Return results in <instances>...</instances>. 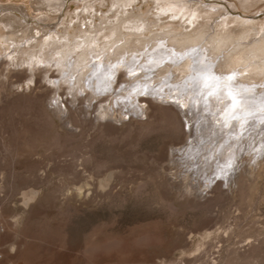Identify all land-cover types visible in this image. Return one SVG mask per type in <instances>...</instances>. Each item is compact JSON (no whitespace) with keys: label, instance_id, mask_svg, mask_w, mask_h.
<instances>
[{"label":"rangeland","instance_id":"obj_1","mask_svg":"<svg viewBox=\"0 0 264 264\" xmlns=\"http://www.w3.org/2000/svg\"><path fill=\"white\" fill-rule=\"evenodd\" d=\"M118 1L124 0H63L57 10L49 11L34 0H0V90L7 94L0 101V264H264V167L258 166L253 175L251 164L225 167L220 174L221 166L218 175L214 167L208 169L206 180L213 181L204 194L180 191V181L171 175L172 154L179 149L175 145L198 146L189 139L193 124L184 118L181 105L142 95L137 102L148 101V115L146 111L136 116L138 106L116 107L113 119L103 120L83 98L72 105L67 94L60 96L64 90L53 92V69L45 75L40 68L32 76L19 64L22 60L11 66L7 54L14 45L29 52L26 39L38 45L52 34H65L66 28L75 37L79 34L74 30L85 18H102ZM155 1L139 0L142 8L136 14L154 18ZM188 4L219 11L216 21L240 17L248 23L264 22V0L251 12L238 0H187ZM87 7H95L98 14L91 16ZM168 20L164 18L169 24ZM14 74L19 76L12 78ZM121 74L117 90L128 79ZM19 77L31 79V89L12 91L11 82ZM54 97L60 100L61 115ZM169 107L179 113L181 133L170 132L171 124L165 127L171 122L164 121L160 108ZM200 108L192 109L195 114L189 111L190 118L203 121V114L209 115ZM116 116L122 121H115ZM209 119L220 125L221 117L214 114ZM257 123L252 121L239 136L250 144L254 161L264 157V146L259 148L264 145V127ZM195 125L194 137L201 135ZM199 135L196 140L203 146ZM213 141L210 149L217 144ZM194 153L186 157L189 162L196 164L201 156L205 161L198 149Z\"/></svg>","mask_w":264,"mask_h":264},{"label":"bare ground","instance_id":"obj_2","mask_svg":"<svg viewBox=\"0 0 264 264\" xmlns=\"http://www.w3.org/2000/svg\"><path fill=\"white\" fill-rule=\"evenodd\" d=\"M34 1L39 7L49 11L57 10L63 3V0ZM138 2L139 0L118 1L114 9L102 18H85L74 30L79 34L75 37L69 34L66 28L65 34L47 35L49 38L42 43L36 37L34 41L40 42L38 45H33L31 40L26 39L32 48L29 52L23 48L19 50L14 45L15 49L7 54L11 58V66H18V62L22 60L19 64L26 67L32 76L36 75L40 68L45 75L53 69L57 73L53 92L58 95L60 90H64L60 96L63 99L67 94L72 105L83 98L84 102H88L89 106L98 112V118L103 120L111 118L116 107L126 110L138 106L136 108L138 112H133L137 114L136 116L145 115L146 111L148 115L149 106L146 107L148 101L142 99L137 102L145 88L149 93L147 96L153 95L163 102L175 101L181 105L184 118L190 125L193 124L189 139H193L194 144L197 142L198 146L195 148L192 144L175 145L179 149L176 148L172 154L171 175L180 181L178 184L180 191L204 194L209 182L213 181V178L206 180L210 175L208 169L215 167L218 175V170L222 166L224 169L220 170V174L224 173L228 169L225 165L229 160L232 161L230 170L236 168L234 166L237 164L240 168L243 164L247 166L251 164L249 171L253 175L258 166L264 167V157L256 158L254 161L252 152L250 153L247 148L250 144H246L244 135L241 138L239 136L254 120H258L264 127V115H261L262 112L259 110H264V22L248 23L250 20L240 17H223L222 20L216 21L219 11L214 12L212 8L204 9L201 5L193 8L192 5H186L187 0H157L153 8L156 14L154 12L152 14L153 9L150 10V14L152 16L155 14L154 18L158 22L154 24L149 14L148 16L142 12L136 14L142 8H138ZM181 2H184L183 5ZM238 2L242 8L251 12L263 0ZM92 8L93 10H90L91 8L87 7L85 11L91 16L97 15L98 10ZM164 18L170 20L169 24ZM98 19L99 22L96 21ZM154 27L155 30L152 29ZM44 36L46 35L42 37ZM12 42L17 44L13 39ZM19 54H22V57H19ZM128 69L132 75L128 74ZM121 72H123L121 77L125 76L128 79L123 80L124 86L117 90L118 85L116 86L115 82ZM7 74L6 76L10 78ZM18 76L19 74H14L12 78ZM25 77H19L16 83L11 82L14 85L11 90L24 92L31 89L32 80L26 81ZM150 83L153 87L148 88ZM205 83L210 87H205ZM5 90L7 92L8 88ZM2 92L0 90V101L4 100L1 98L4 95V91ZM161 92L164 93L165 99L160 98L164 97ZM23 95L25 94L20 96ZM103 96L106 97L102 99ZM54 100L56 112L59 115L63 114L60 103L58 104L60 100L55 97ZM218 101L224 103H217ZM193 103L197 105L194 106ZM201 104L205 108H200ZM206 105H209L210 111L208 107L206 109ZM196 108H200V113L206 109L209 115L203 114V121L197 120V116L194 115L190 118L189 111L195 114L192 109ZM160 109L165 113L162 115L164 121L171 122L169 125L165 124V127H170L171 124L174 128L171 126L170 132L173 130L181 133L179 113L170 107ZM170 112L175 116H169L167 113ZM127 113L130 114L131 111ZM214 114L218 118L221 117L219 126L210 123L209 118ZM126 115L124 113L123 117ZM198 116L201 118V114ZM114 120L121 122L122 117L116 116ZM195 121L199 123L197 128ZM194 125L195 130L201 133V135L198 133L199 139L205 142L203 146H200L203 143L199 144L196 140L198 135L193 136ZM213 140H216L217 144L210 149L209 145ZM262 146L264 145L260 147L259 144L260 149ZM197 149L203 154L205 161L202 162L201 156L197 159L198 163L194 164L186 157ZM216 153L219 154L218 157ZM248 154L249 158L246 157ZM240 157H243L242 161ZM201 163L205 165L202 167ZM196 165L199 167L194 170ZM29 195L25 193L26 198Z\"/></svg>","mask_w":264,"mask_h":264},{"label":"snow or ice","instance_id":"obj_3","mask_svg":"<svg viewBox=\"0 0 264 264\" xmlns=\"http://www.w3.org/2000/svg\"><path fill=\"white\" fill-rule=\"evenodd\" d=\"M129 74L132 75L131 72H130ZM229 79H231V77H229ZM205 87H210V85H208L207 83H205ZM141 94H142V95H147V94H149V93H141ZM210 94H211V93H210ZM225 166L230 168V167L232 166V161L229 160Z\"/></svg>","mask_w":264,"mask_h":264}]
</instances>
